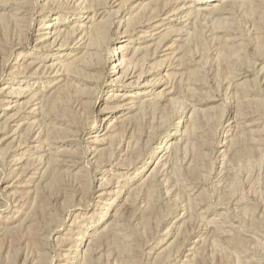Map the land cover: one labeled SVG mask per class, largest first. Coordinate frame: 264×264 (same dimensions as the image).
<instances>
[{"label":"rangeland","instance_id":"rangeland-1","mask_svg":"<svg viewBox=\"0 0 264 264\" xmlns=\"http://www.w3.org/2000/svg\"><path fill=\"white\" fill-rule=\"evenodd\" d=\"M7 1L0 0V264H264V0L228 2L220 14L207 9L217 0ZM86 7L103 11L94 20L99 33ZM163 7L159 38L130 54ZM48 21L60 40L71 45L77 35L87 45L73 68H61L66 80L49 67L64 61L45 58L58 44L35 41ZM130 36L134 42L123 41ZM119 45L129 47L124 66L135 76L111 85ZM158 81V94H143ZM10 88L23 97L5 110ZM122 93L138 106L102 134L117 114L111 96ZM26 101L36 114L13 135L10 114H23ZM36 134L58 139L55 154L72 150L77 167L52 162L54 153L22 154ZM161 142L167 148L149 157ZM89 146L98 148L94 157ZM28 171L30 186L16 190ZM105 186L114 194L100 199ZM113 198L117 210H106ZM73 219L93 227L86 261V241L74 258L63 256Z\"/></svg>","mask_w":264,"mask_h":264},{"label":"bare ground","instance_id":"bare-ground-1","mask_svg":"<svg viewBox=\"0 0 264 264\" xmlns=\"http://www.w3.org/2000/svg\"><path fill=\"white\" fill-rule=\"evenodd\" d=\"M12 0H9V1H7L8 3H10ZM79 1V0H78ZM205 1H207V0H205ZM218 2H213V3H211V6L209 7V8H207V9H210L212 12H214V14H216V13H218V14H220V13H223V12H225V9H226V3H228V2H235V1H237V0H217ZM246 1H248V0H246ZM81 2V1H80ZM175 2L177 3L178 1L177 0H175ZM183 2V1H182ZM86 3V2H85ZM179 3V2H178ZM213 4V5H212ZM83 5H84V0H83ZM88 5V4H87ZM173 5V4H172ZM185 4H183L182 6H179V7H177V9L175 10L174 8V11L173 10H170V11H173V13L172 14H177V11H181V9H183L184 7H186V6H184ZM192 4H190V6H191ZM166 6V5H165ZM164 6V7H165ZM174 6V5H173ZM172 6V7H173ZM176 6V5H175ZM91 7V6H90ZM163 7V8H164ZM167 7V6H166ZM171 7V6H170ZM169 7V8H170ZM87 9L85 10V11H87V10H89V11H92V16H91V23L93 24V26L95 25V29H94V33L96 34V32L95 31H98V33L100 32L99 30H100V28H102L98 23L100 22V20H98L97 22H94V20H97L99 17H100V15L103 13V11L102 12H97L98 11V9L95 7V9H89L88 7H86ZM100 8V7H99ZM162 8V9H163ZM82 10V9H81ZM167 10H168V8H167ZM167 10H166V8H164L163 10H161V12L163 11V14H164V16H158V15H156V18H154L155 19V23L153 22V23H151V24H149V26H147V28L149 29L148 31H147V34H145V35H140L139 37L140 38H142V41L141 42H139V43H142V44H144L143 46H138V47H133L132 49V53H130V50H128V48L129 47H125L124 45H119V46H117V47H114V49H112V48H110V49H112V51H113V54H112V58L114 59L115 58V60H116V62L113 64V66L111 67V70H109L108 71V73L107 74H109V77H110V79H109V82H111L112 84L111 85H115L116 83H120V82H122V83H126L130 78H132V77H134L135 76V74H134V72H133V69L131 70H127V68H128V66H126V68H125V66H124V63H125V61H126V59H127V61H128V58L126 57V56H128V54L130 53V54H135V52L137 51V52H139V50L141 51V49H146V47H149L150 45H151V43L149 42V43H147L148 41H153V40H156L157 38H159V36L161 35V32H162V30H163V28H162V26L164 25V23H163V21L165 20V19H167L168 17L166 16V12H167ZM209 10V11H210ZM16 13V12H15ZM86 13V12H85ZM16 14H18V12L16 13ZM79 14V13H78ZM162 14V15H163ZM161 15V14H160ZM60 16V15H59ZM58 15L56 16L57 18L59 17ZM18 17V16H17ZM56 17H54V18H56ZM103 17V16H102ZM161 17V18H160ZM81 18H84V19H86L87 18V16H85V17H81ZM83 19V20H84ZM157 20V21H156ZM170 20V19H169ZM53 21V20H52ZM146 24V23H145ZM88 25H89V23H88ZM102 25V24H101ZM167 26V25H166ZM41 29L43 30L42 31V33H40V35H39V37H37L36 39H35V41H36V43L37 44H41V43H45V45H47L46 43L49 41V40H51V42H52V44L54 43V42H56V44H58V47L55 49V51L54 52H51L49 55H47L45 58L46 59H52L53 61L55 60V59H57V61H61V60H63L64 61V63H61L59 66H58V68H56V66H57V64H59V62L57 63H55V62H52L51 64H49V67H53L52 68V71L55 73V76H58V77H60V76H62L63 78L62 79H65L66 77H68L67 75H70L69 73H67L66 72V70H68L69 68H70V66L72 67V65H73V63L74 62H76V61H74V59H76V57L75 56H77V54H78V52L82 49H84L85 48V45H86V43H85V45H83L84 44V42H83V40H82V37H80V36H77V35H75V36H73V39L71 40V41H75L76 40V42H74V44H71V45H69V43H68V40L66 41L65 39H63V41L62 40H60L59 39V33H57L58 32V29H57V25H56V22L54 21V22H51V21H48L47 23H45L44 25H42L41 26ZM87 29V28H86ZM88 30H89V28H88ZM63 31V30H62ZM79 31V30H78ZM84 31V30H83ZM102 31H103V29H102ZM146 31H145V33H146ZM92 32V31H91ZM104 32H105V29H104ZM164 32V31H163ZM168 32V31H167ZM166 33V32H165ZM74 34V33H73ZM102 34V33H101ZM138 34V33H137ZM140 34V33H139ZM162 34H164V33H162ZM79 35V34H78ZM124 36H127V35H123L122 37H124ZM65 37V36H64ZM85 37V36H84ZM179 37V36H178ZM62 39V38H61ZM177 39V38H176ZM179 39V38H178ZM58 40H60V42L59 43H57L58 42ZM65 40V41H64ZM134 40V39H133ZM133 40H131V36L129 37V38H127L126 37V40H123V41H126L127 43L128 42H132ZM180 40V39H179ZM47 41V42H46ZM70 41V40H69ZM120 41H122V40H120ZM119 41V42H120ZM134 42V41H133ZM49 43V42H48ZM153 43V42H152ZM51 44V45H52ZM42 45V44H41ZM44 45V44H43ZM44 45V46H45ZM51 45H49V46H51ZM126 45V44H125ZM141 45V44H140ZM87 46V45H86ZM89 46V45H88ZM92 46V45H91ZM91 46H89V47H91ZM172 45L170 44V45H166L164 48H161V49H159V52L160 51H167V50H171V47ZM50 48V47H49ZM89 51V50H88ZM96 52V51H95ZM142 52V51H141ZM175 52V51H174ZM173 52V53H174ZM82 53H83V51H82ZM89 53H91V52H89ZM99 53V52H98ZM92 54V53H91ZM95 54V53H94ZM158 53H156V55H157ZM93 55V54H92ZM135 55H137V53L135 54ZM165 55H167V54H165ZM72 57H75L74 59L72 58ZM110 57V58H111ZM71 58V59H70ZM78 58V57H77ZM70 59V60H69ZM78 60V59H77ZM80 62V61H79ZM127 63V62H126ZM34 64H37L35 61H32V62H30L29 64H28V66H31V65H34ZM39 64V63H38ZM127 65V64H126ZM65 66V69L62 71L61 70V68L62 67H64ZM77 67V66H76ZM46 68V67H45ZM73 68V67H72ZM123 68H125V69H123ZM48 70V69H47ZM51 70H50V72H52ZM49 72V71H48ZM116 73H119V75H117V76H115L116 75ZM54 75V74H53ZM141 76V75H140ZM139 76V77H140ZM141 78V77H140ZM139 78V79H140ZM62 79H58V80H62ZM161 79V78H160ZM6 80H11V79H6ZM66 80V79H65ZM66 82V81H65ZM138 82V81H137ZM147 83V82H146ZM145 83V85H149L150 83H147L146 84ZM127 84H133L132 83V80H130ZM135 85H136V82H135ZM160 85H161V83L158 81V82H155V83H153L152 84V86L151 87H156L154 90H147V91H144L145 93H143L144 95H150V94H152V93H154V92H156V90L160 87ZM166 87H164L163 89H165ZM170 88V87H169ZM13 89V88H12ZM11 88H10V90L8 91V92H4L3 93V98H2V101L4 102V105H5V110H8V109H12L13 108V106L14 105H16L17 103H18V101L23 97V94L20 92H14L13 90H12ZM167 89V88H166ZM164 91V90H163ZM171 89L170 90H166V91H164L163 92V94H170L171 93ZM159 92H161V91H159ZM157 93V92H156ZM137 94H141V93H137ZM158 94V93H157ZM30 95V94H29ZM154 95V94H153ZM112 96H113V98H112ZM111 96V101H112V103H114V105L113 106H111L110 108L111 109H113V110H116L115 112L117 113V114H115L114 115V120L112 121V122H110V124H108L106 127H105V130L103 131V133L102 134H105V132L107 131V130H109V129H111L112 127H114V126H112L113 124H120V122L122 123V121L128 116V114L130 113V112H132L134 109H136V107L138 106V103H139V100L138 101H135V98H134V96L133 95H129V94H124V93H122V94H113ZM31 98H34L35 97V94H33L32 96H30ZM39 97V96H38ZM165 97H167V96H165ZM137 98V97H136ZM138 98H140L139 96H138ZM30 99V98H29ZM37 99V98H36ZM170 99V98H169ZM39 100V99H38ZM137 100V99H136ZM164 100V99H163ZM167 101V100H166ZM20 102V101H19ZM27 102V107L25 108V110L23 111V114H21V113H14V114H10L11 116H10V123L12 124L11 126L12 127H15V129L13 130V131H11V134H13V135H15L16 134V132H18L20 129H21V127L24 125V124H26V122H25V120H29V118H30V116H31V114L33 115V114H36L35 113V108H31L30 107V105H31V103L32 102H28V101H26ZM142 104V103H141ZM3 105V106H4ZM108 108V107H107ZM102 110H104V109H102ZM103 112H105L106 113V111L104 110ZM106 117H108V116H106ZM193 118V117H192ZM191 118V119H192ZM9 120V119H8ZM103 120H105V117L103 118ZM193 120H194V118H193ZM180 121V120H179ZM191 121V120H190ZM28 123V122H27ZM125 123V122H124ZM10 125V124H9ZM110 126H112V127H110ZM247 126H251V124H248ZM110 127V128H109ZM117 128V127H116ZM171 128H173V129H177V127H176V125L174 126V127H171ZM118 130V129H117ZM100 131H102L100 128H99V125L97 126V127H95V132L97 133H99ZM171 133V132H170ZM173 135H175L176 133L175 132H173L172 133ZM18 136H19V134H17ZM167 135H170L169 133L167 134ZM35 136V139H33L32 137V141L28 144V145H26V148L27 149H24L23 150V152H22V154H24L25 156L27 155V154H29V152H33V153H36V152H44L45 154H47V156L49 155H51V154H53L54 153V155L55 156H52L51 157V160H52V162H59V164H61L62 166H66V167H70V168H72V166H74V167H77V163H76V159H75V157H74V155H73V151L72 150H67V149H61V150H58L57 152H56V154H55V152H51V148L54 146V145H56V144H54L55 142H58L57 140L58 139H49V138H45L47 141H41V139H39V137H38V134H36V135H34ZM13 137V136H12ZM72 140V137H67L66 139H64V140H62V141H60V142H63V141H71ZM74 141V140H73ZM164 141V140H163ZM162 141V142H163ZM91 142H93V143H98V144H101L102 143V138L100 139H91ZM105 142V141H104ZM162 142L158 145V146H156V147H154L149 153H148V155H149V157H153V156H158L159 155V153H162V151H164L167 147H165V144H162ZM54 144V145H53ZM130 146V145H129ZM89 149L88 150H90V149H92V151H90L91 153V155H92V157H94L95 156V154L97 153V147H94V148H92L91 146H89L88 147ZM57 149V148H56ZM126 149V148H125ZM25 150H27V151H25ZM39 154V153H38ZM30 155V154H29ZM32 155V154H31ZM33 155H35V154H33ZM42 155V154H41ZM22 156V155H21ZM20 157V156H19ZM18 157V159H17V161H18V163H20V161H23V160H26L27 158H25V157H20L19 158ZM57 157H59V158H57ZM159 157V156H158ZM42 158V156H40L39 157V155H37L36 157H32V158H30V159H36L35 160V163H36V165H37V163L38 164H40L41 163V159ZM160 158H161V155H160ZM160 158H158V160H160ZM164 159V158H163ZM76 160V161H75ZM88 160V159H87ZM162 160V159H161ZM149 160H147V161H145V163H143V166H146L147 165V163L146 162H148ZM15 162V161H14ZM77 162H79V161H77ZM160 163V162H159ZM16 164V163H15ZM122 165V164H121ZM127 165V164H126ZM129 165V164H128ZM157 165H158V163L156 162V167H157ZM155 166L153 167V168H155ZM37 167V166H36ZM153 170V169H152ZM29 172V171H28ZM159 172V171H158ZM31 171L29 172V176H28V174H27V176L25 177V178H18L17 179V181H16V185H14V187H17L16 188V190L18 189H20L21 190V188H25L26 186H30V185H25L28 181H27V179L29 180L30 178H31ZM22 174V173H21ZM59 174V173H58ZM26 175V174H25ZM33 175V174H32ZM57 176V175H56ZM33 177V176H32ZM104 181V180H103ZM106 184V183H105ZM11 186V185H10ZM103 186V185H102ZM8 187V186H7ZM109 186H105V187H101L100 188V193L97 195L100 199L101 198H104V196H106V195H112V194H114L113 192H111L110 190H109ZM22 189V190H23ZM120 192V191H119ZM115 200H116V198H113L112 200H110L109 201V203H107V207H106V210H108L109 209V207L111 206V210H113V211H116L117 210V206L119 205V203H117V202H115ZM14 212H16V213H21L20 212V210H16V211H14ZM107 214V212L105 211L104 212V214L103 215H106ZM75 216H77L76 214H75ZM112 216V215H111ZM17 217V216H16ZM83 217V216H82ZM81 217V218H82ZM81 220V219H80ZM69 226L70 227H75L76 228V231H73L72 233H71V238L69 239L70 240V244H68L69 245V247L67 248L66 247V249H64V251H65V253L63 254V256L64 257H67V258H69V256H70V258H74V255H75V253H76V251L79 249V247L86 241L87 243V245H86V247H85V249H84V252H85V255H84V258H83V261L87 258V255H88V251H89V249L90 248H88V244H89V242L91 241V237L93 236L92 234H91V232H90V234H89V229L90 228H92L93 229V227L91 226V225H89V224H85V223H81V222H79V221H76L75 219H73L72 220V222L69 224ZM95 231V230H94ZM78 232L79 233H81V234H78ZM76 234V236L74 237V235ZM94 238V237H93ZM92 238V239H93ZM239 239V238H238ZM90 245V244H89ZM85 250H87V251H85ZM72 256V257H71ZM88 257H89V255H88ZM63 258V257H62ZM89 259V258H88ZM70 260V259H69ZM86 261V260H85ZM70 264H78V261H77V259H73V260H71V261H68Z\"/></svg>","mask_w":264,"mask_h":264}]
</instances>
